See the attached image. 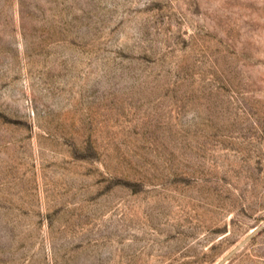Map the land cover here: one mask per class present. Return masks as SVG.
I'll return each instance as SVG.
<instances>
[{"label": "rangeland", "instance_id": "obj_1", "mask_svg": "<svg viewBox=\"0 0 264 264\" xmlns=\"http://www.w3.org/2000/svg\"><path fill=\"white\" fill-rule=\"evenodd\" d=\"M0 264H264V0H0Z\"/></svg>", "mask_w": 264, "mask_h": 264}]
</instances>
